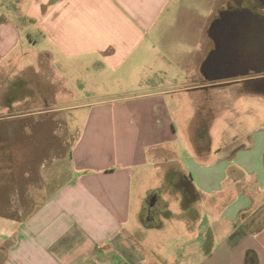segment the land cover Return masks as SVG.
<instances>
[{
    "label": "crops",
    "instance_id": "crops-1",
    "mask_svg": "<svg viewBox=\"0 0 264 264\" xmlns=\"http://www.w3.org/2000/svg\"><path fill=\"white\" fill-rule=\"evenodd\" d=\"M230 1L33 0L35 14L23 16L21 4L13 10L12 0H0V264H172L177 254L185 264V236L171 238L179 249L173 254L153 240L168 236L140 231L152 196L160 212L179 203L175 216L192 237L200 223L210 225L211 244L197 239V264H264V114L239 138L214 144L210 123L208 142L185 145L203 128H192L202 91L218 96L261 79L206 72ZM28 16L33 28L24 32ZM24 40L40 44L39 55L51 61L46 70L56 71L54 62L88 67L120 87L72 105V144L65 156L51 157L63 172L43 157L35 173H23V102L11 103L23 98ZM36 65L35 99L75 98L64 79L44 89L39 58ZM253 92L264 101V84ZM182 174L194 185L187 206L177 185ZM32 176L36 184L25 187L23 203V178Z\"/></svg>",
    "mask_w": 264,
    "mask_h": 264
},
{
    "label": "rangeland",
    "instance_id": "rangeland-1",
    "mask_svg": "<svg viewBox=\"0 0 264 264\" xmlns=\"http://www.w3.org/2000/svg\"><path fill=\"white\" fill-rule=\"evenodd\" d=\"M32 1L33 0H12L10 3L11 7H16V4H21L18 12L21 11L23 16L25 15H34L35 12L32 10ZM252 1V0H250ZM249 0H231L228 2L230 10L240 9L241 6H250ZM255 5V4H254ZM33 16H28V22L23 21V31H27L28 28H33V23L30 22V18ZM30 19V20H29ZM226 24L218 23L216 25L215 32L220 34L223 30V27ZM30 33V32H26ZM216 33V34H217ZM27 35V34H26ZM33 40L36 39V34H33ZM224 46V45H223ZM23 51L26 54L23 55L22 65L18 67V71L22 72L21 75L23 77V98L12 101L11 106L16 105L19 101L23 102L22 110L18 112H23V155L25 156L23 160V173L26 170L33 171L35 173V166L38 159H49V169H54L56 172H63V167H61L59 161H51V157L57 156H65L72 144L74 139V132L76 127V120H74V116L76 109L72 107L74 104H78L84 101H87L88 98L97 97L100 95H108L109 93H114L120 90V87L116 86L115 83L110 81L108 78L110 76L99 73L92 68L88 67H76L62 65L57 66L54 62L56 71L46 70L48 68V63L51 61L46 58V56H40V44L30 43L27 40H24L22 43ZM226 50V48H225ZM223 52V51H221ZM224 54H219V56H214L210 61H208L206 65L207 74H224L229 72H235L233 74L236 75L237 79H247L250 77H259L262 79L264 76V69H251L246 70L244 67H233L225 65L222 61ZM38 58L41 60V64L44 66V73L40 74V77L44 80V89L48 88L51 92L54 85L51 84L50 81H54V84L58 79H64V82H69V86L76 93L74 99H35V87H36V71H40V65H36L38 62ZM53 63V61H52ZM47 64V65H45ZM29 65V67H27ZM31 66V67H30ZM15 73V72H13ZM104 74V75H103ZM15 77V76H14ZM254 80V82L250 83H241L234 86L232 89H219L218 96L212 93L213 90H205L200 93V97L198 102L200 104V113L195 116V121L192 123V128L197 126V124H203V128L201 134L198 135L196 131L194 132V136L191 138L185 137V145L187 142L195 141L196 145L202 144L201 141L207 140L208 137V128H210V123L214 124L212 129V136L214 144L219 141L229 140L236 136L238 138L246 134L253 125H258L257 119L259 116L264 114V101L261 102L259 97L255 95L252 96L253 91H259L261 89V85L264 84V81ZM13 80V79H12ZM264 80V78L262 79ZM65 84V83H64ZM56 85V84H55ZM183 85V84H177ZM19 86V84H18ZM17 87H13V91H17ZM25 90L29 93H26ZM15 93V92H13ZM31 94V95H30ZM237 94V97L232 95ZM26 97L28 101H26ZM32 97V99H30ZM8 107V106H6ZM12 110V109H11ZM15 110H12V113ZM43 111V112H42ZM47 112V113H46ZM9 113V112H6ZM192 130H189V134ZM200 136V137H199ZM235 139V138H234ZM194 143V142H193ZM200 143V144H197ZM189 152L185 153V158L188 156ZM185 160H183L184 162ZM174 163H172V167H174ZM60 167V168H58ZM156 166L154 168V172L157 171ZM58 170V171H57ZM158 172H163L162 168L158 169ZM152 177L154 174L151 172ZM63 178V177H62ZM59 179V181L62 180ZM180 179V178H179ZM178 179V181H179ZM13 185L11 187L14 188L15 183H18V180L13 179ZM148 183L151 181L147 180ZM10 183V180H9ZM36 184L35 177L32 176V179L23 178V203L27 202V198L25 197V187L27 185ZM58 184L57 179L49 185V190L54 188ZM162 184L159 183V187ZM10 188V187H9ZM164 188V187H163ZM148 197V194L146 198ZM145 198V200H146ZM29 202V201H28ZM191 204V203H190ZM185 209H187L185 207ZM172 210L173 212H171ZM181 208L179 203L176 200H172L169 203V211L160 212V209H157L156 213H154V226H146L147 229L140 230L144 232L146 236L149 234L154 235H163L168 236L169 239L178 236H185V264H197L199 260V252L197 251L198 237L199 240L205 238L209 239L207 245H210V238L212 236L209 234V231L212 232L210 225L199 224V231L196 232L197 235H193V232L188 229V226L183 221H181L180 215H178ZM147 218L149 217V212H145ZM1 213V212H0ZM28 213L27 210L23 211V217ZM142 213V212H141ZM174 213V215H173ZM186 214V213H185ZM151 216V215H150ZM164 225V227H163ZM163 227V228H161ZM150 230H159V231H150ZM202 230H205V234L201 235ZM155 241V245L159 248L167 249L168 252L173 253L174 251H178L177 244L173 239L166 240L165 243L160 244L158 240L153 238ZM201 248V247H200ZM202 250V248H201ZM179 254L176 255L175 259H173L172 264H181Z\"/></svg>",
    "mask_w": 264,
    "mask_h": 264
},
{
    "label": "flooded vegetation",
    "instance_id": "flooded-vegetation-1",
    "mask_svg": "<svg viewBox=\"0 0 264 264\" xmlns=\"http://www.w3.org/2000/svg\"><path fill=\"white\" fill-rule=\"evenodd\" d=\"M218 23L226 25L220 34H215L216 56L224 54L222 62L227 66L264 69V0H252L250 6L223 13ZM233 73L215 75H235Z\"/></svg>",
    "mask_w": 264,
    "mask_h": 264
},
{
    "label": "trees",
    "instance_id": "trees-1",
    "mask_svg": "<svg viewBox=\"0 0 264 264\" xmlns=\"http://www.w3.org/2000/svg\"><path fill=\"white\" fill-rule=\"evenodd\" d=\"M179 181H178V187L183 191L185 192V200H184V204L185 206H187L194 198L195 195H192L193 194V191H194V185L192 183V180L191 178L185 176L184 174H182V176L179 177ZM155 196H152L151 198H154ZM156 198V197H155ZM157 200V199H156ZM152 201V199H151ZM155 207L154 208H151V207H148L147 209V212H149V217L151 218H147L146 216L143 215V221H144V224L146 226H154V222H153V218H154V213H156V209H157V205H159L160 203L157 201L155 203ZM161 205V204H160ZM167 214H169V212H166ZM151 215V216H150Z\"/></svg>",
    "mask_w": 264,
    "mask_h": 264
},
{
    "label": "water",
    "instance_id": "water-1",
    "mask_svg": "<svg viewBox=\"0 0 264 264\" xmlns=\"http://www.w3.org/2000/svg\"><path fill=\"white\" fill-rule=\"evenodd\" d=\"M155 203H156V198L154 197V198H152V201H151V204H150L151 208L155 207V205H156Z\"/></svg>",
    "mask_w": 264,
    "mask_h": 264
}]
</instances>
